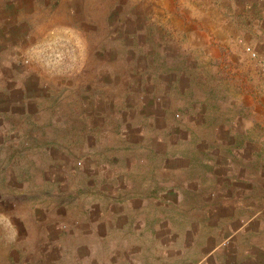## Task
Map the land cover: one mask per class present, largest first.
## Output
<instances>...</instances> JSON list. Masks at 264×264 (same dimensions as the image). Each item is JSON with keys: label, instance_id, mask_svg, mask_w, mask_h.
<instances>
[{"label": "crops", "instance_id": "0c3cea01", "mask_svg": "<svg viewBox=\"0 0 264 264\" xmlns=\"http://www.w3.org/2000/svg\"><path fill=\"white\" fill-rule=\"evenodd\" d=\"M141 5L145 16L135 37L148 50L129 70V80L146 78L147 94L117 105L111 114L98 108L93 114L102 122L82 138L87 162L78 171L109 191L89 197L79 226L53 229L56 236L45 243L47 259L50 264H264V99L253 98L247 119L210 113V96L211 103L219 98L191 81L198 71L196 61H189L205 56L229 66L246 44L257 48L264 0H142ZM67 6L68 25H88L91 18L72 20L87 11L86 2ZM109 67L105 70L117 72ZM6 68L1 72L7 74ZM26 70L23 74L37 72ZM10 82L0 87L32 88L26 79ZM169 99L174 108L164 103ZM109 118L117 127L104 128Z\"/></svg>", "mask_w": 264, "mask_h": 264}, {"label": "rangeland", "instance_id": "374dc122", "mask_svg": "<svg viewBox=\"0 0 264 264\" xmlns=\"http://www.w3.org/2000/svg\"><path fill=\"white\" fill-rule=\"evenodd\" d=\"M68 1L78 8L88 4L86 12L72 17L74 22L91 18L88 25H68ZM141 3L0 0V82L13 85L26 79L32 86L10 91L0 87V264H50L45 243L56 236L53 229L79 226L83 221L79 211L91 206L89 197L109 191L91 174H79L87 162L82 138L92 131L93 123L102 122L93 116L97 108L109 114L117 105L119 109L147 94L146 78L143 81L139 74L129 80V70L141 64L148 50L135 37L145 16ZM255 38L257 48L264 51V30ZM169 48L174 50V44ZM236 48L237 54L241 48ZM239 53L229 59L231 65L223 67L205 56L177 60L196 61L198 72L191 81L201 85L207 95L215 93L214 98H219L211 103L210 96V113L242 120L251 116L253 98L264 99V81L257 62L245 49ZM109 66L117 72L105 70ZM3 67L7 74L1 72ZM30 67L37 72L23 74ZM213 83L229 88L208 89L206 85ZM34 84H38L36 88ZM27 98L35 100L26 103ZM166 102L174 108L171 99ZM105 125L115 128L118 123L109 118ZM107 156L109 153L103 158ZM124 162L125 156L121 164ZM84 196L86 202L80 201Z\"/></svg>", "mask_w": 264, "mask_h": 264}, {"label": "built area", "instance_id": "2783aa9c", "mask_svg": "<svg viewBox=\"0 0 264 264\" xmlns=\"http://www.w3.org/2000/svg\"><path fill=\"white\" fill-rule=\"evenodd\" d=\"M249 57L256 61L260 67V78L264 81V51L259 50L254 45L246 44L244 47Z\"/></svg>", "mask_w": 264, "mask_h": 264}]
</instances>
